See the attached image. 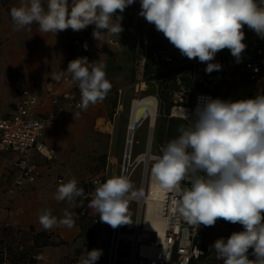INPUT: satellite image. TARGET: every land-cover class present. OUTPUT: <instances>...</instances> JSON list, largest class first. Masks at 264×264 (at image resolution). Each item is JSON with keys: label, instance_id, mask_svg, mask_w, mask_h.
Wrapping results in <instances>:
<instances>
[{"label": "clouds", "instance_id": "obj_1", "mask_svg": "<svg viewBox=\"0 0 264 264\" xmlns=\"http://www.w3.org/2000/svg\"><path fill=\"white\" fill-rule=\"evenodd\" d=\"M134 0H28L10 10L13 30L39 25L41 32L71 29L81 31L94 25L92 37L98 41L105 31L120 34L123 17L117 15ZM140 12L148 23L189 60L207 62L205 72L220 71L213 63L216 54L228 49L239 62L246 49L242 42L246 25L264 38V0H139ZM115 18V21L113 20ZM86 50V45H85ZM106 65L87 57L70 61L67 73L81 92L78 105L87 110L102 101L112 88L106 78ZM64 71L54 74L61 80ZM189 122L177 128L179 135L153 157V175L163 189L179 199L180 213L188 224L214 226L218 219L240 224L243 231L217 239L211 248L223 264H264V94L238 101L198 97ZM186 181L187 186L181 182ZM126 176H114L100 184L90 206L98 211L100 221L113 229L130 224L129 199L142 195L132 191ZM75 178L61 183L55 199L74 203L83 195ZM62 223L74 225L72 213L64 212ZM40 223L50 229L57 223L52 209H42ZM249 249L255 259H249ZM200 254H203L200 252ZM102 249H84L78 264H96Z\"/></svg>", "mask_w": 264, "mask_h": 264}, {"label": "rangeland", "instance_id": "obj_2", "mask_svg": "<svg viewBox=\"0 0 264 264\" xmlns=\"http://www.w3.org/2000/svg\"><path fill=\"white\" fill-rule=\"evenodd\" d=\"M167 52L172 53V49L169 48ZM7 65L4 68L0 67V113L3 112L5 105L9 103V96L11 95L9 92L12 86L23 82V77H10L9 74L13 73L12 67L10 63ZM221 66L220 71L211 73V84L208 86L209 90L214 91L215 98L235 102L242 99H251L260 94L259 87L241 79L237 65L235 73L231 74H227L222 64ZM8 77L10 78L8 79ZM223 81L227 83V92L222 97L218 88ZM155 94L156 88L153 84H148L144 91L134 93L132 88L129 87L123 90L121 94H117L112 102V111L108 116L109 121H106L109 131L107 137H91L90 130L95 132L97 127L95 125L92 127L94 113L89 114L90 110L85 112L70 111L74 113L67 111L62 116L64 119H68V123H64L57 131V137L52 138V141L46 139L55 149L56 155V160H54L51 169V177L49 174L48 178L42 181V185L35 190L37 194H40V198L43 197L44 207L52 209V214L57 217V223L55 227L46 231L37 230L33 227L17 229L1 227L0 264H78L84 249L88 251L102 249L103 255L96 264H108L113 228L101 222L98 211L90 206L91 201L95 198L97 188L93 184V180L99 178L102 184L111 177L122 175L130 101L132 98ZM159 96L161 105L150 146L152 156L162 155L160 148L179 135L177 128L180 125L189 122L185 119L168 118V108L171 105L172 95L160 92ZM118 104H120V112H118ZM147 136V122H144L134 134L131 163L139 154L146 151ZM153 164L154 161L150 160L147 167L152 168ZM143 170V162H140L130 173L128 178L133 188L129 195L132 191L139 193ZM56 177L62 178L61 183H66L68 180L75 178L78 181V187L84 189L83 195L75 197L72 204L67 200L57 201L55 196L61 183L56 182ZM22 205L23 203L20 207L24 209ZM138 207L139 203L137 201L133 198L129 199L127 213L130 224L120 225L121 233L126 234L133 231ZM66 209L72 213L74 221L72 227L62 223L65 219L64 212ZM140 217L143 221L142 207H140ZM215 224L221 232L214 234L211 232L212 227L208 226L207 236L203 242V246L206 245V257L192 264H212L213 261L216 262L214 264H223V261L217 259L214 255L215 251H212L206 241L212 235L218 236L213 240L221 237L227 239L231 233L243 231L240 224H232L223 219H218ZM40 231L48 233L47 237L36 236ZM141 232L143 234V231ZM152 236L150 235V237ZM143 239L145 238L141 239L139 246L141 244L146 245L147 242H142ZM44 243L48 245L44 246ZM132 250V241L120 239L115 264H129ZM146 259V257L135 254L134 264H145Z\"/></svg>", "mask_w": 264, "mask_h": 264}, {"label": "built area", "instance_id": "obj_3", "mask_svg": "<svg viewBox=\"0 0 264 264\" xmlns=\"http://www.w3.org/2000/svg\"><path fill=\"white\" fill-rule=\"evenodd\" d=\"M139 12L140 9L133 12L129 25L121 24L123 35L131 36L136 32L145 43L136 57L135 77L131 88L134 92H140L144 91L148 84H153L156 94L131 99L126 137L131 134L130 137L133 138L135 132L144 122H147V137H153L155 127L151 126L152 109H154L155 118H157L161 105L160 92L172 95L168 118L185 119L184 112L189 115L193 113L198 103V97L215 98L214 91L208 89L211 84V73L205 72L207 62L201 63L198 58L189 60L182 56L180 51L167 39H163L153 24L138 15ZM242 30L245 33V39L242 42L246 45V49L241 53L239 62L228 49L219 51L212 62L221 63L228 73H235L237 65L241 79L259 87L260 94H264V38L258 37L246 25ZM109 43L115 49L120 47L118 41L111 39ZM169 48L172 49V53L167 52ZM224 85L223 89H226V81ZM50 94L52 103L56 107L46 116H39L35 111L37 104L35 91L22 89L17 93L12 111L8 115L0 117V153L10 157L13 161V179L9 190L17 193L25 192L40 176L39 165L33 159L34 153H38L47 161L55 159L54 151L48 149L41 141L45 127L55 123L64 107L73 110L81 109L78 107L81 102L78 85L60 84ZM117 94H121V90H117ZM99 103L101 101L97 102V104ZM135 107H138V110H134ZM133 140L131 139L130 142L131 148ZM150 146L146 147L145 152H150ZM126 148L125 141L123 159L126 157ZM131 148H129L128 160L131 158ZM131 164L130 173L136 167L137 162L134 164L132 162L129 165ZM56 182L61 183L62 178H57ZM93 184L98 187L101 180L94 179ZM181 184L187 186L186 181H182ZM166 195L162 210L165 223L163 239L161 242H154L152 239L154 235L151 232L148 239L147 237L143 239L142 242H147L145 247L151 249V254L146 257L145 264H192L197 262L207 254L203 247L206 227L199 225L198 228H195L188 224L179 211L178 195L169 191ZM150 235L153 236L150 237ZM141 246L142 244L139 248Z\"/></svg>", "mask_w": 264, "mask_h": 264}, {"label": "crops", "instance_id": "obj_4", "mask_svg": "<svg viewBox=\"0 0 264 264\" xmlns=\"http://www.w3.org/2000/svg\"><path fill=\"white\" fill-rule=\"evenodd\" d=\"M22 2L28 3V0H0V67L4 68L10 63L13 72L9 74L10 77H23L22 83L12 86L9 92L11 93L9 103L5 105L0 117L8 115L12 111L17 93L22 89L35 91L37 96L35 111L39 116H46L56 107L52 103L51 91L60 84L77 85L76 82H73L71 74L66 71L68 63L77 57H87L89 62L99 60L106 65V78L112 84L111 90L100 104H90L87 108L91 111L89 114L94 113L92 127L94 125L97 127L95 132L90 130L91 137H107L109 131L106 121H109L108 116L112 111V102L117 95V90H121L122 93L126 88H131L135 77L136 57L145 46V43L136 32L132 33L131 36H126L123 33L118 35L105 31L103 38L96 41L92 37L94 25H89L86 29L78 32L66 29L54 34L52 32H41L39 25L33 23L28 28L14 31L10 10L13 7H19ZM42 4L46 9L47 0H42ZM138 9H140L139 0H134V3L128 6L123 13L117 11V15L123 17L120 23L129 25L133 12ZM113 20L115 21V18ZM159 34L164 40L166 39L161 32ZM75 39H80L82 42L76 44ZM111 39L119 42L120 47L118 49H115L109 43ZM148 43L150 44V42ZM66 45L75 47V51L71 53ZM60 71H64L65 75L57 81L53 76ZM118 107H120V104H118ZM87 110H73L64 107L56 118L55 125L45 127L41 141L55 154V149L48 141H52V138L57 137V131L65 122L68 123V119H64L62 116L67 111L74 113L70 111L85 112ZM33 159L39 165L41 174L28 190L17 193L11 189L9 190L13 179V161L10 157L0 153V228L33 227L37 230H47L42 226L39 219L41 210L45 209L43 203L45 201L42 200L43 197L40 198V194H37L35 190L42 185V181L48 178L49 174L51 177V169L54 160H56V155L54 160L47 161L38 153H34ZM21 203H23L24 209L20 207ZM210 227H212L211 232L214 234L221 232L220 229H217V224ZM216 237L218 238L216 235L209 237L206 244L211 247L216 241L213 240ZM212 251L214 250L212 249ZM252 251V249H249V259H255ZM214 255L216 254L214 253ZM214 263L216 262L213 261L212 264Z\"/></svg>", "mask_w": 264, "mask_h": 264}, {"label": "bare ground", "instance_id": "obj_5", "mask_svg": "<svg viewBox=\"0 0 264 264\" xmlns=\"http://www.w3.org/2000/svg\"><path fill=\"white\" fill-rule=\"evenodd\" d=\"M134 110H138V107H135ZM118 112H120V107H118ZM152 125H154V127L156 125L154 109H152V116H151V126ZM130 136L131 134H129L128 137L125 138L127 144L125 164L128 160L127 157H128L129 148H131L130 142L131 139H133V137ZM151 141L152 138L151 140H148L147 138L146 147L149 148V146L151 145ZM123 158H124V154H123ZM151 159H153V157L150 152H143L139 154L136 158V162H137L136 165H138V163L140 162L141 163L143 162L144 170L141 174L142 178L139 188V193H142V195L133 197V199L139 203L138 212L136 215L135 227L131 233H126V234L121 233L120 226L118 231L117 228H115V231L113 229L112 238L114 237V243L112 246L111 258H113L114 261L113 263L112 262L110 263L108 260V264L109 263L115 264L116 251H117L118 241L120 239H126L133 242V250L131 253V257L129 259V264L132 263L134 264L135 254H138L142 257H147L148 255L151 254V249H149L148 247H145L143 245L140 248L138 247L139 246L138 244L140 243L142 238H145V236L147 237V239L149 238L148 237L149 232L153 233L154 242L155 241L161 242L163 239V225L165 223L162 217V210H163V201L167 196L166 194L168 191L162 188L157 178L153 175L152 168L147 167ZM128 162L129 164L131 163V158H129ZM140 207L143 208V221L141 220L140 217ZM141 231H143V234ZM111 243H112V239H111ZM132 254H134L133 257Z\"/></svg>", "mask_w": 264, "mask_h": 264}, {"label": "trees", "instance_id": "obj_6", "mask_svg": "<svg viewBox=\"0 0 264 264\" xmlns=\"http://www.w3.org/2000/svg\"><path fill=\"white\" fill-rule=\"evenodd\" d=\"M75 42H76V44H77L78 42L81 43L82 40H80V39H75ZM66 48H67L71 53H73V52L75 51V47H73V46L66 45ZM223 69L225 70V72H227V71H226L227 69H225L224 66H223ZM227 74H228V72H227ZM229 74H231V73H229ZM224 82H225V81H223L222 84H221V86L218 88V91L220 92V96H222V97H223V95L227 92L226 89H223V87H225ZM205 227H206V226H205ZM47 235H48V233H46V232H39V233H37L36 236H38V237H47ZM206 236H207V229H206L205 239H206ZM46 245H48V244H47V243H44V246H46ZM203 247L206 248V245L203 246ZM205 250H206V249H205Z\"/></svg>", "mask_w": 264, "mask_h": 264}, {"label": "water", "instance_id": "obj_7", "mask_svg": "<svg viewBox=\"0 0 264 264\" xmlns=\"http://www.w3.org/2000/svg\"><path fill=\"white\" fill-rule=\"evenodd\" d=\"M151 138L152 137H148V140H151ZM125 161H126V157H125V159H124V164H123V171H122V175L124 176V174H125V176H126V174H127V176L126 177H128L129 176V173H130V170H131V166H132V164L131 165H129L128 164V160H127V162H126V164H125ZM134 162H136V161H134ZM134 162H133V164H134ZM119 230V226L117 227V231ZM114 231H115V229H114ZM113 243H114V237L112 238V243H111V249H110V256H109V262L111 263H113V258H111V253H112V246H113ZM115 245H116V243H115ZM135 254V253H134ZM134 254H132V257H133V255ZM109 263V264H110ZM133 264V263H132Z\"/></svg>", "mask_w": 264, "mask_h": 264}]
</instances>
